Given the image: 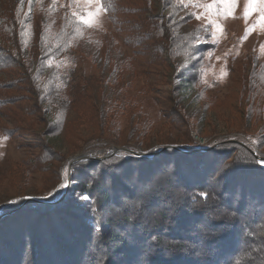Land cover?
Returning a JSON list of instances; mask_svg holds the SVG:
<instances>
[{
    "label": "trees",
    "instance_id": "16d2710c",
    "mask_svg": "<svg viewBox=\"0 0 264 264\" xmlns=\"http://www.w3.org/2000/svg\"><path fill=\"white\" fill-rule=\"evenodd\" d=\"M137 1L144 6L134 13L145 16L133 28L135 35L128 36H135L141 48L129 43L131 56L149 67L170 68V115L172 121L187 123L184 100L197 88L195 71L206 44L196 30L182 29L178 16L185 6L176 2L178 8L174 0ZM103 4L109 12L115 9L108 0ZM16 47L6 48L12 61L4 64L18 66V78L0 87L14 90L26 83L35 102L45 103L46 96L58 91L48 81L58 79L59 72L43 77L47 64L42 57L28 64L18 57L21 44ZM57 47L51 41L52 50L68 54L69 39L64 37ZM57 55L51 58L56 61ZM114 61L108 58L107 64L118 72L120 64ZM254 69L264 76V65L249 71L248 101L238 109L247 123L260 120L259 128H264V82L257 80ZM90 87L102 89L87 80L73 99L80 104L77 108L83 106L100 119L113 107L115 113V102L106 103L104 92L87 93ZM44 113L49 125L37 142L34 169L47 177L42 194L48 196L20 198L0 209V264H264V163L258 158H264V132L253 133L257 149L229 140L202 148L161 145L140 156L123 153L77 161L63 197L66 185L61 187L57 179L66 156L48 137L55 133L57 115L51 107Z\"/></svg>",
    "mask_w": 264,
    "mask_h": 264
},
{
    "label": "rangeland",
    "instance_id": "374dc122",
    "mask_svg": "<svg viewBox=\"0 0 264 264\" xmlns=\"http://www.w3.org/2000/svg\"><path fill=\"white\" fill-rule=\"evenodd\" d=\"M108 1L111 9L115 8L111 12L103 0L92 4L86 0H0V86L9 87L18 78L14 76L20 68L4 64L12 61L6 48L16 50L18 43L22 46L18 57L24 62L30 64L31 59L42 57L47 64L42 68L46 73L43 77L59 72L58 79L48 81V85L57 84L58 91L46 96L45 103L35 102L26 91V83H19L14 90L0 87V209L20 198L42 200L48 196V192L42 194L47 189V177L34 169V160L49 125L44 110L50 107L57 118L53 119L55 133L48 137L66 156L57 179L58 185H66L63 197L71 181L69 161L76 156L89 157L84 160L104 159L116 148L144 154L161 145L202 148L229 140H241L257 149L253 133H263L264 128H259L263 124L260 120L257 125L254 121L247 123L238 106L248 101L251 87L245 80L249 71L264 65V12L259 4L245 17L247 0H236L234 5H225L221 0H174L185 6L177 15L182 29L196 30L206 44L195 71L197 88L184 100L188 119L184 123L172 121L170 115L174 102L168 95L172 84L168 80L170 68L149 67L141 58L131 56L130 44L141 52L133 40L135 36H128L135 35L133 28L145 16L133 11L144 6L143 1ZM98 7L102 9L98 25L82 21ZM64 37L71 44L68 54L52 50L51 41L58 48ZM56 53L54 61L51 55ZM111 57L120 64L118 72L114 64H107ZM123 60L127 61L125 65ZM259 76L257 80L263 83L264 76ZM87 80L102 89L90 87L86 92H104L106 103L110 99L115 102V113L113 107L100 119L83 111V106L77 108L80 104L73 99ZM123 153L128 152L112 156Z\"/></svg>",
    "mask_w": 264,
    "mask_h": 264
},
{
    "label": "snow or ice",
    "instance_id": "6c2138e0",
    "mask_svg": "<svg viewBox=\"0 0 264 264\" xmlns=\"http://www.w3.org/2000/svg\"><path fill=\"white\" fill-rule=\"evenodd\" d=\"M93 2H97L98 0H86V3L92 4ZM221 3L225 5H234L236 3V0H221ZM259 4L260 9L262 12H264V0H247V7L245 9V17H247L250 13V11H255V5ZM102 9L97 8L95 12L89 11L87 14V18L84 19L83 17L81 18L83 22L88 23L90 26L92 24H97L98 25V20L97 17ZM228 14L231 15L232 12L231 10L228 11ZM262 21H264V16L261 17ZM65 185L61 184V187H64Z\"/></svg>",
    "mask_w": 264,
    "mask_h": 264
},
{
    "label": "water",
    "instance_id": "95a60500",
    "mask_svg": "<svg viewBox=\"0 0 264 264\" xmlns=\"http://www.w3.org/2000/svg\"><path fill=\"white\" fill-rule=\"evenodd\" d=\"M121 151H126L128 153H132V154H135V155H138V156L142 155V154H140L137 151H134L132 149H128V148H116V149H114V151L112 153L107 154L105 157L106 158L107 157H111L113 154H116L117 152H121ZM254 153L257 155L256 152H254ZM87 158H89V157L88 156H76V157L70 159L69 166L71 167L75 162L81 161V160H84V159H87ZM258 158H259L260 162L264 163V158H262L260 156H258ZM31 199L37 200L36 198H31Z\"/></svg>",
    "mask_w": 264,
    "mask_h": 264
},
{
    "label": "built area",
    "instance_id": "2783aa9c",
    "mask_svg": "<svg viewBox=\"0 0 264 264\" xmlns=\"http://www.w3.org/2000/svg\"><path fill=\"white\" fill-rule=\"evenodd\" d=\"M195 139H196L197 141H199V138H198V137H195Z\"/></svg>",
    "mask_w": 264,
    "mask_h": 264
}]
</instances>
